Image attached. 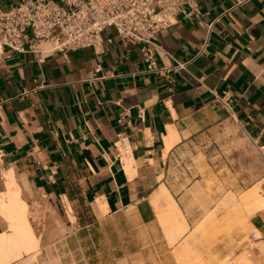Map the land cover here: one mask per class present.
<instances>
[{
    "label": "crops",
    "instance_id": "1",
    "mask_svg": "<svg viewBox=\"0 0 264 264\" xmlns=\"http://www.w3.org/2000/svg\"><path fill=\"white\" fill-rule=\"evenodd\" d=\"M20 1L0 0V9ZM102 36L100 55L49 54L45 43L0 53V199L26 205L32 253L178 264L232 170L219 161L217 136L232 126L264 145V0H192L157 35L163 76L148 73L139 47L112 28ZM235 182L239 194L264 183ZM174 206L181 217L170 215ZM6 216L0 236L11 233ZM249 225L264 239V208Z\"/></svg>",
    "mask_w": 264,
    "mask_h": 264
},
{
    "label": "built area",
    "instance_id": "2",
    "mask_svg": "<svg viewBox=\"0 0 264 264\" xmlns=\"http://www.w3.org/2000/svg\"><path fill=\"white\" fill-rule=\"evenodd\" d=\"M192 0H22L0 9V53H45L91 49L103 53V33L112 28L124 44L137 45L148 73L165 75L156 64V39L160 31L172 28L176 18ZM109 42V41H106ZM39 54H43L39 52ZM98 72V69L96 70ZM120 144L127 145L121 140ZM251 241H258L256 233Z\"/></svg>",
    "mask_w": 264,
    "mask_h": 264
},
{
    "label": "rangeland",
    "instance_id": "3",
    "mask_svg": "<svg viewBox=\"0 0 264 264\" xmlns=\"http://www.w3.org/2000/svg\"><path fill=\"white\" fill-rule=\"evenodd\" d=\"M217 144L224 153L220 162L229 164L232 170L224 173V189L218 190V198L211 210L212 217L201 223L195 233L199 236L194 241V251L184 252L179 257L178 264H218L223 259H234L241 253H254L256 264H264V239L251 241L250 234H260L249 225L247 205L242 203L243 195L233 190L236 184V175L242 180L247 179L248 184L264 181V145H254L250 141L240 140L239 135L230 129L217 136ZM217 146V149H218ZM239 181V177H237ZM264 183L257 184L258 197L263 189ZM209 184H206V191ZM254 187V186H253ZM263 198V197H262ZM210 219V220H208ZM230 237V238H229ZM191 237H189L190 239ZM231 239L232 250L222 252L225 240ZM192 247H190L191 249ZM35 251V250H34ZM33 251V252H34ZM13 264H78L77 260L65 258L62 253H38L23 254L20 258L12 260ZM11 261V262H12Z\"/></svg>",
    "mask_w": 264,
    "mask_h": 264
},
{
    "label": "bare ground",
    "instance_id": "4",
    "mask_svg": "<svg viewBox=\"0 0 264 264\" xmlns=\"http://www.w3.org/2000/svg\"><path fill=\"white\" fill-rule=\"evenodd\" d=\"M258 190V186L250 188L249 191L245 193L246 195H243L241 200L242 203L247 205L248 212L251 216L264 208V198L260 196L258 197ZM161 194L165 195V191L162 190ZM8 197V199H0V211H3L4 214L7 215L6 217L10 221L11 231L9 234L0 236V264L10 263L12 260L20 258L23 254H29L33 252L38 247V239L34 236L33 231L31 230L27 221L28 216H26V205L14 197ZM170 213L171 216L181 217L178 209L175 206L172 207ZM184 230H186V227ZM237 261L240 264H256V261L251 260L249 257H244V259H238L237 257V259H231V263H229V260L223 259V261L219 262L218 264H233Z\"/></svg>",
    "mask_w": 264,
    "mask_h": 264
}]
</instances>
